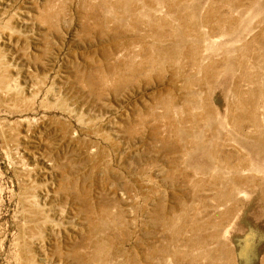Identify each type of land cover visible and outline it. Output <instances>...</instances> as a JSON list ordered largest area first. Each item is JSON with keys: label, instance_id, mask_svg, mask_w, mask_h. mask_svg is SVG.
<instances>
[{"label": "rangeland", "instance_id": "1", "mask_svg": "<svg viewBox=\"0 0 264 264\" xmlns=\"http://www.w3.org/2000/svg\"><path fill=\"white\" fill-rule=\"evenodd\" d=\"M0 264H264V0H0Z\"/></svg>", "mask_w": 264, "mask_h": 264}]
</instances>
